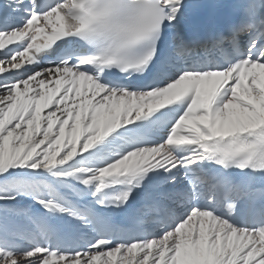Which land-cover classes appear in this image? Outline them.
Here are the masks:
<instances>
[{"label":"snow or ice","instance_id":"snow-or-ice-1","mask_svg":"<svg viewBox=\"0 0 264 264\" xmlns=\"http://www.w3.org/2000/svg\"><path fill=\"white\" fill-rule=\"evenodd\" d=\"M0 264H264V0H0Z\"/></svg>","mask_w":264,"mask_h":264}]
</instances>
